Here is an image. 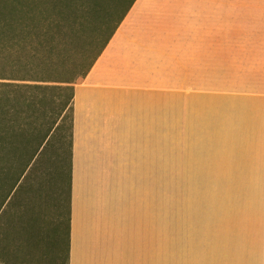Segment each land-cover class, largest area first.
Segmentation results:
<instances>
[{
    "label": "crops",
    "instance_id": "crops-1",
    "mask_svg": "<svg viewBox=\"0 0 264 264\" xmlns=\"http://www.w3.org/2000/svg\"><path fill=\"white\" fill-rule=\"evenodd\" d=\"M73 88L69 210L34 225L26 214L24 245L19 227L0 264H264V191L249 203L261 223L238 245L223 235L216 258H160L158 204L160 119L190 117L208 94L233 173L219 181L264 184V0H135Z\"/></svg>",
    "mask_w": 264,
    "mask_h": 264
},
{
    "label": "trees",
    "instance_id": "trees-1",
    "mask_svg": "<svg viewBox=\"0 0 264 264\" xmlns=\"http://www.w3.org/2000/svg\"><path fill=\"white\" fill-rule=\"evenodd\" d=\"M134 2L0 0V212L31 174L38 178L30 186L34 193L57 190L55 200L49 193L40 202L46 199L58 215L69 210L73 85L87 75ZM45 159L50 166L40 167ZM26 214H32L29 224L39 222L38 212L25 208L19 223ZM8 223L14 227L10 216L3 233ZM5 239L3 234L7 256Z\"/></svg>",
    "mask_w": 264,
    "mask_h": 264
},
{
    "label": "rangeland",
    "instance_id": "rangeland-1",
    "mask_svg": "<svg viewBox=\"0 0 264 264\" xmlns=\"http://www.w3.org/2000/svg\"><path fill=\"white\" fill-rule=\"evenodd\" d=\"M73 49L74 47L70 48V51ZM166 114L161 112V116ZM216 114L215 94H208L207 100L192 104L190 117L160 119V258H216L217 250L222 254L223 235L224 247L226 234L230 233L232 237L233 231L238 245L241 230L256 229V224L261 223L258 217L262 216L256 213L257 210L253 212L250 208L249 211V203H253L252 208L263 206L264 184L219 181L232 179L233 173L231 166L227 165L230 160L220 158L217 151L219 144ZM62 160L66 164V158ZM44 166H50L48 159L43 160L40 167ZM35 176L31 174L24 183L22 182L20 189L15 194L12 193L14 195L9 199V204L7 203L0 212V233L1 229L6 227L9 216L14 224V227H11L8 223L4 231L5 243L8 246L13 237L14 242L18 241L17 247L21 248L19 227H23V245L26 241L25 218L23 222H18L20 216L24 217L25 208H32L33 212H43L45 221L56 219V208L51 205L49 207L46 199L39 201L49 193L52 200H55L56 187L52 185L48 193H39L41 196L34 193L30 186L35 185L38 179ZM262 212L261 210L260 213ZM51 238L58 257L64 258L65 222L51 229ZM37 243L39 242L36 241L35 244ZM22 249L24 251L25 248ZM18 255L22 256L23 252Z\"/></svg>",
    "mask_w": 264,
    "mask_h": 264
}]
</instances>
